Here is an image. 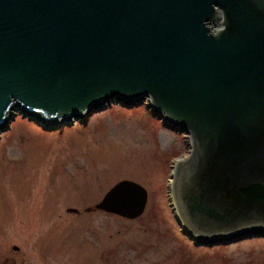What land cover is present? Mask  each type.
Returning <instances> with one entry per match:
<instances>
[{
	"label": "water",
	"instance_id": "1",
	"mask_svg": "<svg viewBox=\"0 0 264 264\" xmlns=\"http://www.w3.org/2000/svg\"><path fill=\"white\" fill-rule=\"evenodd\" d=\"M143 100L186 134L169 192L190 240L264 234V0H0V132ZM145 202L122 179L93 208Z\"/></svg>",
	"mask_w": 264,
	"mask_h": 264
},
{
	"label": "rangeland",
	"instance_id": "2",
	"mask_svg": "<svg viewBox=\"0 0 264 264\" xmlns=\"http://www.w3.org/2000/svg\"><path fill=\"white\" fill-rule=\"evenodd\" d=\"M187 152L145 100L70 124L16 109L0 132V264H264L263 233L205 246L183 232L169 188ZM122 179L146 190L132 219L93 208Z\"/></svg>",
	"mask_w": 264,
	"mask_h": 264
},
{
	"label": "trees",
	"instance_id": "3",
	"mask_svg": "<svg viewBox=\"0 0 264 264\" xmlns=\"http://www.w3.org/2000/svg\"><path fill=\"white\" fill-rule=\"evenodd\" d=\"M154 115V114H153ZM154 116H156V115H154Z\"/></svg>",
	"mask_w": 264,
	"mask_h": 264
}]
</instances>
